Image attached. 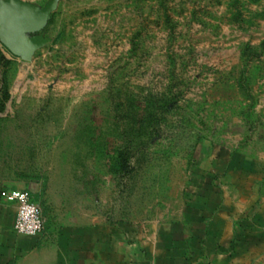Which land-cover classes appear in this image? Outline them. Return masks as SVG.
Segmentation results:
<instances>
[{
  "label": "rangeland",
  "instance_id": "obj_1",
  "mask_svg": "<svg viewBox=\"0 0 264 264\" xmlns=\"http://www.w3.org/2000/svg\"><path fill=\"white\" fill-rule=\"evenodd\" d=\"M28 36L30 60L0 40L1 182L43 177L146 237L185 221L215 156L264 186V0H57Z\"/></svg>",
  "mask_w": 264,
  "mask_h": 264
},
{
  "label": "crops",
  "instance_id": "obj_2",
  "mask_svg": "<svg viewBox=\"0 0 264 264\" xmlns=\"http://www.w3.org/2000/svg\"><path fill=\"white\" fill-rule=\"evenodd\" d=\"M200 172L185 221L150 237L111 224L102 212L62 208L43 177L0 181V264H264L260 174L248 163L221 156ZM12 189H26L45 205L40 234L14 229L17 206L1 196Z\"/></svg>",
  "mask_w": 264,
  "mask_h": 264
},
{
  "label": "water",
  "instance_id": "obj_3",
  "mask_svg": "<svg viewBox=\"0 0 264 264\" xmlns=\"http://www.w3.org/2000/svg\"><path fill=\"white\" fill-rule=\"evenodd\" d=\"M57 8V0L44 8H38L25 0H0V40L15 55L30 60L37 37L29 33L41 30L51 13Z\"/></svg>",
  "mask_w": 264,
  "mask_h": 264
},
{
  "label": "built area",
  "instance_id": "obj_4",
  "mask_svg": "<svg viewBox=\"0 0 264 264\" xmlns=\"http://www.w3.org/2000/svg\"><path fill=\"white\" fill-rule=\"evenodd\" d=\"M1 196L17 206L14 229L19 234L35 236L45 227L43 209L32 198L26 189L4 190Z\"/></svg>",
  "mask_w": 264,
  "mask_h": 264
}]
</instances>
